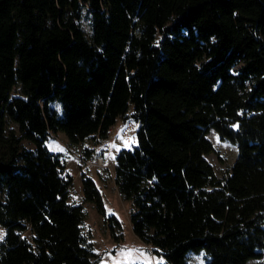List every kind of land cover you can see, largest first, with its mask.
I'll return each instance as SVG.
<instances>
[{
	"label": "trees",
	"instance_id": "16d2710c",
	"mask_svg": "<svg viewBox=\"0 0 264 264\" xmlns=\"http://www.w3.org/2000/svg\"><path fill=\"white\" fill-rule=\"evenodd\" d=\"M117 118L134 145L112 181L160 264L264 257V0H0V264L97 263L45 143L97 145ZM209 128L236 146L220 179ZM80 186L111 233L94 181Z\"/></svg>",
	"mask_w": 264,
	"mask_h": 264
},
{
	"label": "rangeland",
	"instance_id": "374dc122",
	"mask_svg": "<svg viewBox=\"0 0 264 264\" xmlns=\"http://www.w3.org/2000/svg\"><path fill=\"white\" fill-rule=\"evenodd\" d=\"M83 30L86 31V22L81 21ZM18 94L17 88L10 91V96ZM130 112L131 108L129 106ZM13 127V124H9ZM135 125L129 119L117 118L108 129L106 138L92 145L90 140H85L76 145L67 143L62 133L50 135L45 146L50 152L60 154L63 164L62 174L71 178L67 190V200L72 204H80L84 212L81 231L84 237L91 243L92 250L97 257L96 264H160L162 257L157 256L152 247L135 237L129 227L128 212L130 205L117 193L112 181V167L114 157L118 150L131 148L134 145L133 131ZM209 140L212 151L204 155L205 160L211 166L216 178L220 179L231 167L235 156L236 146L227 140L221 139L217 133L209 128L205 134ZM20 144L27 149L32 145L21 140ZM88 150L85 156L82 148ZM84 175L92 179L102 196L105 216H112L118 226L110 222L111 233L107 223L99 216L93 205L81 201L80 177ZM4 235V229L0 226V242ZM25 235V233H23ZM188 264H206L207 258L202 251L188 252L186 254ZM264 264V257L250 259L245 264Z\"/></svg>",
	"mask_w": 264,
	"mask_h": 264
}]
</instances>
